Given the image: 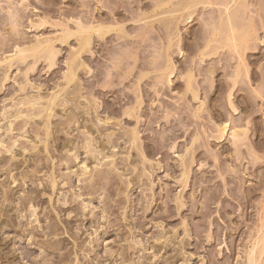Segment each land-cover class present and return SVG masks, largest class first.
<instances>
[{
    "label": "rangeland",
    "instance_id": "374dc122",
    "mask_svg": "<svg viewBox=\"0 0 264 264\" xmlns=\"http://www.w3.org/2000/svg\"><path fill=\"white\" fill-rule=\"evenodd\" d=\"M250 257L264 0H0V264Z\"/></svg>",
    "mask_w": 264,
    "mask_h": 264
},
{
    "label": "bare ground",
    "instance_id": "6f19581e",
    "mask_svg": "<svg viewBox=\"0 0 264 264\" xmlns=\"http://www.w3.org/2000/svg\"><path fill=\"white\" fill-rule=\"evenodd\" d=\"M161 6H162V5H161ZM233 21H234V20H233ZM86 26H87V25H86ZM235 26H236V25H235ZM89 27H90V26H89ZM101 28H104V27H100V29L98 28V32H97V33H99V30H100V32L103 34L104 31L102 32ZM86 29H87V28H86ZM94 29H95V28H94ZM104 29H105V30H106V29L109 30L108 28H104ZM104 29H103V30H104ZM235 29H236V28H235ZM92 30H93V29H92ZM111 30H112V29H111ZM109 31H110V30H109ZM104 33L106 34L107 32H104ZM109 33H110V32H109ZM239 33H240V32H239ZM103 35H104V34H103ZM100 37H101V36H100ZM223 37H224V36H223ZM240 37H241V36H240ZM247 37H248V36H247ZM81 39H82V38H81ZM86 39H87V38H85L84 40H86ZM231 39H232V38H231ZM231 39H230V40H231ZM233 39H234V38H233ZM84 40H83L84 43H81V44H80L81 47H83V48L80 49L81 52L84 51V48L86 49V47H90V43H91V41H90V43H89V41H88V40H90V38H88L87 41H84ZM236 40H237V39H236ZM231 41H232V40H231ZM81 42H82V41H81ZM38 44H39V45H38ZM38 44H37L38 47H35V48H36V51H37V50L40 51V49H41V51H43V49H44V51H45V50H50V51H48V52H49V55H50V53H51V55H52V53H54V52H53L54 47L52 46L53 48L51 49V46H50L51 44H50L48 41H44V40L41 41V42L39 41ZM82 44H83V45H82ZM34 46H36V44H35ZM38 48H39V49H38ZM20 51H21V50H20ZM21 52H22V51H21ZM21 52H20V53H21ZM31 52H33V51H31ZM45 52H46V51H45ZM78 52H79V51H78ZM22 53H23V52H22ZM40 53H41V52H40ZM38 54H39V53H38ZM47 54H48V53H47ZM54 54H55V53H54ZM54 54H53V55H54ZM20 55H21V54H20ZM53 55H52V56H53ZM52 56L50 57L51 59H52ZM21 57H22V56H21ZM26 58H27V57H26ZM48 59H49V57H48ZM6 60H7V59H6ZM22 60H23V59H22ZM7 61H8V60H7ZM49 61H50V60H49ZM52 65H53V63H52ZM54 65H55V64H54ZM72 66H73V65H72ZM74 66H75V65H74ZM69 70H70V69H69ZM72 70H73L72 72H74L75 69L72 68ZM72 72L70 71V74H72ZM70 76H71V75H70ZM73 76H75V72H74V75H73ZM68 77H69V76H68ZM69 78H71V79L73 78V79H74L75 77H69ZM69 78H68V79H69ZM70 81L72 82L73 80H70ZM52 101H53V100H52ZM32 102H33V101H32ZM51 103H52V102H51ZM28 104H29V103H28ZM34 104H35V103H34ZM25 105H26V104H25ZM47 116H48V115H47ZM96 123H97V122H96ZM101 123H102V122H101ZM101 123H100V124H101ZM104 123H105V122H104ZM106 123H107V122H106ZM106 123H105V125H106ZM107 124H108V123H107ZM103 125H104V124H103ZM227 127H228V126H227ZM227 127L224 126V127H222L223 130H222V129H219V130H220V131H223V133H225ZM220 128H221V127H220ZM99 130H100V129H99ZM237 132H238V131H234V132L232 133L233 136L231 135L232 137H234V139H236V137H238L239 132H238V133H237ZM221 134H222V132H221ZM136 138H137V137H136ZM132 139H133V136H132ZM87 141H88V140H87ZM134 141H135V140H134ZM136 141H137V139H136ZM90 142H91V141H90ZM85 143H86V142H85ZM92 143H94V142H92ZM134 144H135V143H134ZM86 145H87V144H86ZM100 146H101V145H100ZM91 147H93L92 144H91ZM91 147H88V148H90V150H91V149H92ZM88 148H87V149H88ZM93 148H94V147H93ZM97 149H98V148H97ZM105 149H106V148H105ZM88 150H89V149H88ZM92 150L94 151V150H96V149L94 148V149H92ZM93 151H90V152L93 153ZM102 151H103V150H102ZM96 152H98V151H97V150L94 151V153H96ZM88 153H89V152H88ZM98 153H99V152H98ZM99 154H100V153H99ZM93 155H94V154H93ZM93 155H92V156H93ZM83 164H84V165H83ZM82 167H83V171L87 173V171H88V169H89L88 165H86V163L83 162V163H82ZM84 172H83V173H84ZM86 173H85V174H86ZM98 175H99V174H98ZM99 176H100V175H99ZM100 177H101V176H100ZM98 181H99V180H98ZM100 181H102V180L100 179ZM13 182H14V181H13ZM16 182H17V180H15V183H16ZM51 183H52V182H51ZM53 185H54V183H53ZM52 188H53V187H52ZM7 197H8V196H7ZM7 200H8V199H7ZM90 204H91V203H90ZM30 205H31V201H30ZM88 205H89V204H88ZM88 205H86V206H88ZM33 207H34V206H33ZM89 207H90V206H89ZM31 209H32V208H31ZM34 209H35V208H34ZM84 209L86 210V207H85V206H84ZM85 210H84V211H85ZM35 212H36V211H33V212H32L33 215H35ZM55 226H57V225H55ZM56 228H57V227H56ZM49 229H50L51 231H50ZM49 229H48V230L51 232L50 235H51V234H52V235H53V234L55 235L56 231L59 230V229H58V230L55 229L53 226H51V228H49ZM56 234L59 235L58 232H57ZM62 234H63V233H62ZM50 242H51V241H50ZM56 243H57V242H56ZM47 244H48V243H47ZM53 244H55V243H52V245H53ZM55 246H57V245H55ZM55 246H54V247H55ZM58 247H59V246H58ZM49 248L54 249V248H52V247H49ZM55 248H57V247H55ZM82 248H83V247H82ZM260 255H261V254H260ZM252 258H253V257H252ZM252 258L250 257V259L252 260L250 264H254V262H256V261H253ZM248 262H250V261H248ZM256 263H257V262H256ZM256 263H255V264H256ZM248 264H249V263H248Z\"/></svg>",
    "mask_w": 264,
    "mask_h": 264
}]
</instances>
